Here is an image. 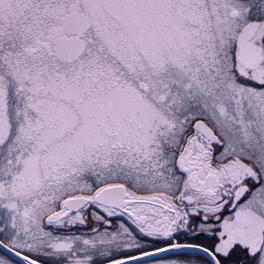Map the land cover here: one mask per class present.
<instances>
[{"label":"snow or ice","instance_id":"snow-or-ice-1","mask_svg":"<svg viewBox=\"0 0 264 264\" xmlns=\"http://www.w3.org/2000/svg\"><path fill=\"white\" fill-rule=\"evenodd\" d=\"M0 264H264V0H0Z\"/></svg>","mask_w":264,"mask_h":264}]
</instances>
